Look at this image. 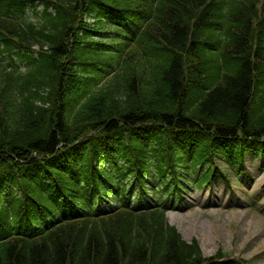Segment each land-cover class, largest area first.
<instances>
[{
  "label": "trees",
  "instance_id": "1",
  "mask_svg": "<svg viewBox=\"0 0 264 264\" xmlns=\"http://www.w3.org/2000/svg\"><path fill=\"white\" fill-rule=\"evenodd\" d=\"M25 1L0 0V55L20 50L27 61L23 72L0 58V184L22 189L12 206L0 201V230L8 216L55 210L52 195L86 205L95 165L115 140L129 170L165 177L180 151L171 133L199 134L194 164L240 134L264 138V0H34L46 7L35 19L19 13ZM153 1L154 17L133 32L126 21L139 23ZM92 12L90 25L82 17ZM220 48L238 60L234 73L222 68ZM146 125L156 139L152 156L136 137ZM31 171L52 186L33 182ZM206 260L158 207L65 217L41 235L0 241V264Z\"/></svg>",
  "mask_w": 264,
  "mask_h": 264
},
{
  "label": "rangeland",
  "instance_id": "2",
  "mask_svg": "<svg viewBox=\"0 0 264 264\" xmlns=\"http://www.w3.org/2000/svg\"><path fill=\"white\" fill-rule=\"evenodd\" d=\"M225 170L228 166L219 161ZM5 165H12L7 162ZM232 188H238L232 181ZM264 173H256V181L251 182L249 189L238 192L241 197L259 195L253 206L240 207L235 200L231 206L218 207L217 198H209V193L195 192L188 196L193 206L167 213L169 222L175 225L183 237L192 241L197 239L206 256L221 251L224 256H233L252 260L255 264H264ZM220 195L223 196L222 186ZM237 196V194H236ZM248 197V196H247ZM232 198V196L230 197ZM229 198V200H230ZM224 199H228L227 195ZM245 199V198H244ZM244 199L239 200L241 202ZM227 200V201H229ZM207 205L210 207L207 208Z\"/></svg>",
  "mask_w": 264,
  "mask_h": 264
}]
</instances>
